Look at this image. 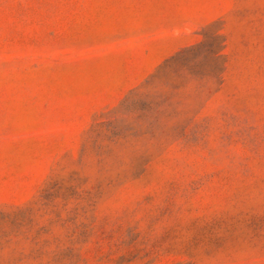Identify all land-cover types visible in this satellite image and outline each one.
Here are the masks:
<instances>
[{"label": "rangeland", "instance_id": "1", "mask_svg": "<svg viewBox=\"0 0 264 264\" xmlns=\"http://www.w3.org/2000/svg\"><path fill=\"white\" fill-rule=\"evenodd\" d=\"M0 264H264V0H0Z\"/></svg>", "mask_w": 264, "mask_h": 264}]
</instances>
